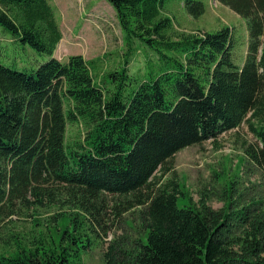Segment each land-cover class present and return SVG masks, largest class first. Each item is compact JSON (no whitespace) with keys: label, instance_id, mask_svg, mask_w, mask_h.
Returning a JSON list of instances; mask_svg holds the SVG:
<instances>
[{"label":"trees","instance_id":"16d2710c","mask_svg":"<svg viewBox=\"0 0 264 264\" xmlns=\"http://www.w3.org/2000/svg\"><path fill=\"white\" fill-rule=\"evenodd\" d=\"M105 1L125 35L155 51L148 79L124 65L95 84L79 54L64 62L52 56L61 32L46 0H0V26L49 56L29 72L0 64V264H77L65 250L77 230L55 249L51 239L49 248L43 237L5 226L27 196L77 213L81 227L108 210L117 217L142 208V236L111 240L104 264H264V220L241 210L245 228L230 240L228 213L202 200L196 208L175 180L154 178L178 151L240 125L253 138L241 144L242 155L264 176V0H216L245 21L239 67L228 27L172 39L170 19L159 13L163 0ZM182 6L193 18L203 11L200 0ZM72 128L76 139L66 138ZM180 197L186 203L178 206Z\"/></svg>","mask_w":264,"mask_h":264},{"label":"rangeland","instance_id":"374dc122","mask_svg":"<svg viewBox=\"0 0 264 264\" xmlns=\"http://www.w3.org/2000/svg\"><path fill=\"white\" fill-rule=\"evenodd\" d=\"M46 1L61 32L52 53L59 61L64 62L68 56L79 54L95 84L109 81L107 73L124 65L129 75H134L138 80L148 79L149 73L155 71V51L139 37L125 35L115 10L107 1ZM182 1L163 0L159 12L160 16L170 19L171 27L167 31L170 38L174 39L180 33H210L228 27L231 30V59L236 66H241L247 46L244 19L216 0H200L203 11L193 18L186 13ZM261 41H264V35ZM48 57L20 43L0 26V64L29 72ZM69 135L76 139L73 128L66 138ZM250 142H253L252 136L244 125H240L213 141L186 147L169 160L167 172L154 173L155 181L160 184L173 179L185 199L189 198L196 208H199V201L202 200L205 207L212 211L228 213L225 237L237 239L245 228L238 220V212L244 209L250 218L258 216L264 220V176L242 155L241 144ZM26 199L29 204L16 205V213L5 220L12 223L6 222L4 225L7 228L13 226L11 231L16 235L21 231L27 237H43L44 244L49 248L51 239L55 249H59L57 244L61 239V245L68 244L67 237H75L77 230L80 238L74 245L65 246V250L70 247L77 264H104L102 255L111 240L130 241L142 236L143 227L138 216L142 209L140 207L117 217L112 210L102 212L95 220H83L81 227L73 221L77 213L58 205H46L45 198H40L43 203L40 206L34 204L35 198L27 196ZM185 199L178 198L177 205L185 204ZM228 202L231 204L228 205ZM86 223L98 236L84 226Z\"/></svg>","mask_w":264,"mask_h":264}]
</instances>
